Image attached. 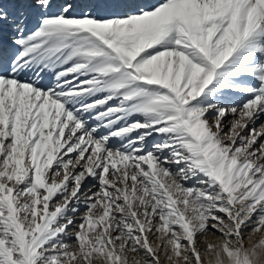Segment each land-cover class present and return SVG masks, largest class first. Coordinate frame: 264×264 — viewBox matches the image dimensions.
Listing matches in <instances>:
<instances>
[{
	"label": "bare ground",
	"instance_id": "1",
	"mask_svg": "<svg viewBox=\"0 0 264 264\" xmlns=\"http://www.w3.org/2000/svg\"><path fill=\"white\" fill-rule=\"evenodd\" d=\"M110 1L111 18H134L164 0ZM11 5L0 15V57L11 64L0 76V221L22 240L29 232L31 254L59 243L55 260L73 264L89 240L88 264H225L223 247L238 264L243 237L254 249L240 264H264V22L215 56L205 47L203 57L98 61L47 6L29 7L33 28ZM89 180L103 200L79 216L82 204H70ZM12 249L8 263L21 264Z\"/></svg>",
	"mask_w": 264,
	"mask_h": 264
},
{
	"label": "rangeland",
	"instance_id": "2",
	"mask_svg": "<svg viewBox=\"0 0 264 264\" xmlns=\"http://www.w3.org/2000/svg\"><path fill=\"white\" fill-rule=\"evenodd\" d=\"M9 1L10 0H0V15L3 13L7 14V16L9 15V12L7 10V2ZM23 1L24 0H21L17 4V6H14L13 3H17V0H12L11 5L13 9H17L16 13H19L15 14L16 16L19 15L20 17H22L23 14H25V17L24 19H22V21H24L27 16H30L31 14L32 16H34L33 13L29 14L30 10H33L35 12H45L47 11V6L51 11L48 14L50 15L48 19L56 23L65 22L66 24H64L62 27L66 29L67 32L73 31L72 33H81L83 35V38L80 40L82 41V43L79 41V49L89 51V53L93 55L95 54V56L98 55L97 57L100 58L98 59L96 57L98 61L101 60V56H114L115 59L119 58L120 56H124L127 62H136L138 60L144 59V57L147 54L151 53L153 50H155L158 54H164L165 56H168L170 53L175 54L176 52H184L189 56L195 55L203 57L204 52L202 50H204L205 47L207 49H210V53H213L215 56V53L213 51L214 48L216 51L218 50L220 53H222L228 43L232 42V40H235L237 43H242L245 36V28L252 21L264 22V0H164L162 1V4L157 7V9L150 11L147 14L135 15V19L126 17L111 18L109 16V10L112 7V3L110 0H95L96 3L93 4V7L83 4V0H80L81 4H77V0H74L70 4H68L70 0H63L61 3L58 0H52L51 3V0H25L26 3H23ZM20 5H22V8H19ZM169 8L173 9L174 11L175 9L177 10L175 12L173 10H169V13L171 12L170 14L172 15L167 14V16H170H168V19H166L167 17L163 15L165 11L166 13H168L167 10ZM96 9H99L97 10V13ZM155 12L156 14H153ZM160 13L162 14L159 15ZM32 16L27 19V22L25 23L26 25L29 24L30 20L32 19L35 21H31V23L33 24L35 22L37 23L36 25H38L40 20L37 18L39 17H34V19L32 18ZM161 16L163 17L162 20L166 19L167 22L164 20L166 24H159L158 26H150L148 24L154 18L158 17V19H161ZM255 18H257L258 20ZM81 21L87 23V26L85 25L83 27L84 29L82 28V26L77 25ZM188 21H190L191 24ZM105 22L114 23V25L104 27V25L102 26V24ZM192 22L194 23L193 25ZM34 25L35 24L31 25V27L34 28ZM217 34L221 36L222 41L217 38ZM171 39L175 40L171 41ZM176 40H179L178 43L175 42ZM14 41H17V39L15 38L12 39V41L10 40V42ZM139 50L140 52L138 53ZM259 53H262L264 55V52ZM140 67V65L136 66L139 71H142L143 66L141 68ZM194 77H197L198 79L200 78V76L196 73ZM64 83L66 82H63V84ZM68 87L69 89L73 88L72 86L66 84L65 88ZM198 88H201V84ZM198 185L199 184L194 187L197 191L201 188ZM81 188L82 189L78 193L80 197L76 199V202L70 204L74 208L77 207L78 204H82L83 208H78V212L76 213L79 216H81L86 211H91L90 209L94 210L95 208L96 210L98 208V204L103 200V197H101L102 194L98 193V190L95 189L94 191H92L94 188L92 185V180L84 183ZM200 191H202V193L206 192L205 189H202ZM110 197L111 196H109V199ZM60 200H63V197H60L56 202H59ZM21 214H23V212ZM23 217H25V215L21 216V219H23ZM65 221L66 220H60V223H63ZM6 224H9V222L7 221ZM6 224H2V222L0 221V230L4 231V236H6L4 242H2L3 240L1 241L0 239V243L2 245L0 247V262H4L6 264L9 262V248H13L12 250L15 251L17 256H20L18 260L21 264H44L42 263L44 260H54L55 263L62 264L61 262L55 260L53 255L55 253H58L59 249L57 247L59 243L53 245L56 249L53 250L54 248H52L51 252H45L44 250H41L39 252L36 251L37 253L33 252L31 254L33 245H31L29 232L24 233L25 235L23 236V241L22 236L19 235L16 224ZM244 224L245 222L242 223V225ZM207 231V236H209V229ZM240 239V250H238V264L245 260H250V253L252 249H254V247H249L248 245H246V242H244L246 238L242 237ZM87 242V244L85 243V247L80 250L81 252L78 250L80 254L77 252L76 255L79 254V256L74 257V261H72L71 259V262L69 263L76 262V264H78L77 261H79V264H88V261L85 258L86 256L83 252L84 249L85 251L88 250V246L90 247L89 240ZM4 244L6 245V247ZM259 246L261 248L264 247V238H262L260 243L257 245V247ZM2 247H5V249ZM44 247L47 249L50 248L48 245H44ZM221 249H223L221 252L222 256L224 255V257H222L223 260H226L228 262L225 264H233V256L231 255L229 250L225 249V247ZM6 250L8 252H5ZM5 253H7L9 256H7V254ZM24 255L25 258H23ZM80 255H82L83 258L82 256L80 257ZM189 256L192 255L189 254ZM230 256L232 257V259ZM78 258L80 259L78 260ZM81 258L86 262L84 260L82 262ZM88 258L89 257L87 256V259ZM192 259H188L189 261H186L187 263L185 264H193ZM229 259L232 263L229 262Z\"/></svg>",
	"mask_w": 264,
	"mask_h": 264
}]
</instances>
